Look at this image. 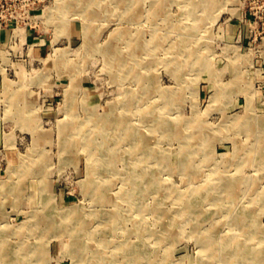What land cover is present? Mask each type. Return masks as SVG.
Here are the masks:
<instances>
[{
    "label": "rangeland",
    "instance_id": "obj_1",
    "mask_svg": "<svg viewBox=\"0 0 264 264\" xmlns=\"http://www.w3.org/2000/svg\"><path fill=\"white\" fill-rule=\"evenodd\" d=\"M88 1L0 0V185L15 186L12 193H0V240L3 236L12 249L23 244L28 247V258L19 254L25 260L18 264H91L94 260L90 259L98 254L107 257L106 264H125L129 248H139L138 244L148 254L146 264L165 260L226 264V249L218 240H226L225 235H232L236 226H247L244 232L253 235L251 244L264 253V0H159L164 2L156 7L153 0H142L144 14L139 18L131 0H126L131 10L109 0L113 7L107 12L85 16L82 4ZM124 31L143 36L142 81L131 75L133 66H138L133 60V65L123 68L111 65L112 47L127 50L126 42L118 37ZM133 91L140 92L138 106L155 104L160 111H154L157 116L152 113V117L170 122L164 129L169 133L153 131L151 120L144 123L149 140L145 151L157 156L149 165L160 174V191L153 187L136 193L127 174L119 173L125 170L123 156H128L127 134L113 172L95 159L99 152L94 150L96 156L91 158L82 144H63L65 131L72 126L70 122L66 127V122L85 121L91 113L97 118L111 111L123 114L127 111L121 100ZM130 107L127 115L134 123L143 120L146 111H134L133 104ZM248 122L254 127L248 128ZM199 130L204 131L200 141L194 138ZM34 166L39 170L36 175L31 173ZM14 168L16 172L11 173ZM89 177L98 185L111 181L107 199L86 189ZM196 186L200 190L192 193ZM120 190L128 193L126 199H115ZM199 194L206 195V200L188 209L183 231L171 228L170 236L169 217L178 216L179 201L183 197L193 200ZM43 200L53 209L50 218L54 212L70 209V219L66 222L56 214L60 222L51 225ZM117 205L125 223L112 228L107 219ZM157 205L161 207L156 209ZM35 210L44 215L40 221L31 216ZM71 227L73 231L68 232ZM201 232L212 236L211 247L198 240ZM73 241L85 244L86 257L69 249ZM32 249L37 250L35 256Z\"/></svg>",
    "mask_w": 264,
    "mask_h": 264
},
{
    "label": "bare ground",
    "instance_id": "obj_2",
    "mask_svg": "<svg viewBox=\"0 0 264 264\" xmlns=\"http://www.w3.org/2000/svg\"><path fill=\"white\" fill-rule=\"evenodd\" d=\"M122 1V2H121ZM130 1V0H129ZM128 1V2H129ZM131 1H135V5H134V3H132L131 5L134 7V10L135 9H138V11L136 12V14H134V15H136V17H141L144 13H143V10H142V8L141 7H143L142 6V0H131ZM154 1V5H155V7H156V5H159V4H163V2L164 1H162V2H160L159 3V0H153ZM176 1V0H175ZM110 4V1L108 0V2H106L105 0H89L86 4H82V7H84V10L82 11L83 12V14L85 15V16H87V14L89 15V14H91V15H97V14H100L101 13V11H104V12H107V10H108V7H110V6H112V5H109ZM115 4H116V7L117 6H122L123 8H124V10H125V7H126V10H131L132 8L130 7V8H128L127 9V6H129V4H127V1L126 0H116V2H115ZM161 4V5H162ZM194 4V3H193ZM192 4V5H193ZM195 4H196V2H195ZM203 4V3H202ZM198 5H200L199 3L197 4V6ZM146 6V5H145ZM152 6V5H151ZM188 6V5H187ZM186 6V7H187ZM196 6V5H195ZM194 6V7H195ZM113 7V6H112ZM141 8V9H140ZM152 8V7H151ZM156 9V8H155ZM162 9H163V7H162ZM145 10V9H144ZM151 11V10H150ZM149 11V12H150ZM152 11H154V10H152ZM127 12V11H126ZM125 12V13H126ZM129 12V11H128ZM81 13V12H80ZM154 13H156V12H154ZM72 13H70V15H71ZM150 14H152V13H150ZM73 15V14H72ZM145 16V15H144ZM143 16V17H144ZM152 16H155V15H152ZM74 17V16H73ZM142 19V18H141ZM140 19V20H141ZM144 19V18H143ZM135 21H137V19L135 20ZM195 23V22H194ZM192 25V24H191ZM200 26H202V25H200ZM198 27H199V24H198ZM185 29H187V27L185 28ZM86 30V29H85ZM89 30V29H88ZM196 30H198V29H196ZM127 32L129 31L130 32V30H126ZM186 32V31H185ZM140 33V32H139ZM139 33H137V34H139ZM188 33V32H187ZM191 33H194V31L193 32H191ZM156 36V35H155ZM119 38H121V39H123L124 40V42H126L125 44H124V46L127 48V50H124V48L122 47V48H117V47H115L114 46V48L112 47L111 48V50H110V54H109V59H110V62L112 63L111 65H112V67H117V68H123V67H127L128 65L129 66H131V65H133V64H131V62H132V60H133V62L132 63H136V65H138L137 66V68H134V66H133V68H132V77H134V78H136V79H138V80H140V81H142L144 78H145V76H144V72H145V70H144V67H143V65H142V63H143V61L141 60V56H140V54H141V50H142V48H144V46H145V43H142V41H141V39H142V35H137V36H135V33L133 34V33H125V31H124V33H122V35L121 36H118ZM159 37V36H158ZM156 39H157V37H156ZM145 41H146V38H145ZM146 43H148V42H146ZM169 43V42H168ZM172 43V42H171ZM195 43V42H194ZM150 44V43H149ZM146 45H148V44H146ZM190 46V45H189ZM145 48H148V47H145ZM174 50V49H173ZM146 51V50H145ZM192 51V50H191ZM144 53V52H143ZM191 53H193V52H191ZM63 53L61 52V55H62ZM125 54H127V55H125ZM153 54V53H152ZM187 54H189L188 52H187ZM184 55V54H183ZM59 56H60V54H59ZM131 56V57H130ZM133 56H135V58H133ZM182 56V55H181ZM186 56V55H185ZM194 56V55H193ZM129 57V58H128ZM155 57V56H154ZM200 57V56H199ZM177 58H179V57H177ZM182 58V57H181ZM180 58V59H181ZM194 58V57H193ZM198 58V57H197ZM187 59V58H186ZM185 59V60H186ZM203 59V58H202ZM135 60V61H134ZM146 60V59H145ZM159 60V59H158ZM184 60V61H185ZM197 60H199V59H197ZM156 61V60H155ZM157 62V61H156ZM189 62V61H188ZM196 62V61H195ZM198 63V62H197ZM151 64V63H150ZM135 65V64H134ZM181 65V64H180ZM197 65V64H196ZM207 66V65H206ZM151 67H153V66H151ZM181 67V66H180ZM131 68V67H130ZM127 69V68H126ZM129 69V68H128ZM127 69V70H128ZM145 69H146V66H145ZM130 70V69H129ZM146 70H148V69H146ZM151 70V69H150ZM149 70V71H150ZM190 70V69H189ZM120 71V70H119ZM122 71V70H121ZM201 73V72H200ZM183 75V74H182ZM186 76V75H185ZM182 78V77H181ZM139 81V82H140ZM142 83V82H141ZM220 83V82H219ZM140 83H138V85H139ZM143 84V83H142ZM153 84V83H152ZM153 86V85H152ZM251 86V85H250ZM155 87V86H154ZM168 87V86H167ZM242 87V86H241ZM169 88V87H168ZM221 88V87H220ZM153 89V88H152ZM151 89V90H152ZM129 90H131V89H129ZM142 90V89H141ZM167 90V89H166ZM166 90H164V91H166ZM170 90H172V87H171V89ZM251 90V89H250ZM253 90V89H252ZM156 90H154V92H155ZM164 91H162V92H164ZM248 91V90H247ZM246 91V92H247ZM257 91V90H256ZM144 92V91H143ZM149 92V91H148ZM255 92V91H254ZM128 93H129V91H128ZM127 92H126V95H125V97H124V99L123 100H121V103L123 104V105H125V108L123 109V111L125 110V111H127V112H124V113H126V114H120V113H115L114 111L112 112L111 111V113H109L108 115H103V117H100V118H97L96 116H95V114H93V113H91L90 114V116L88 117V119L87 120H85V121H81V122H77V121H75V120H71V121H69V122H66V127H67V125H68V123H72V126H71V128H69V130L70 131H65V139H64V146L66 145V146H76V145H78V144H82L83 145V147H85L86 149H88L89 150V156H91V158H92V156L93 157H95L94 156V150H95V152H99L97 155H98V157H95V159L96 160H99V161H103V164H104V167L105 168H107V172H110V171H116V167L119 165V163H118V161H119V158H120V150L122 151V148H124V146L122 147L121 146V144L123 143L122 142V138L123 137H125V134H127V135H129V137H128V150H127V153H128V156H123V159H125V157H126V162H125V170H124V172H121V171H119V173H122V174H124V173H126L127 174V176H128V178H127V181L128 182H130L131 184H133V188L132 189H134V191L136 192V193H143V192H147V191H150V189L152 188L153 189V187H156L157 188V190H161L162 188V186L160 185V181H159V177H158V175H160L156 170H153L152 168H151V166L149 165V161L150 160H152V159H155V157H156V159H157V156H155L154 155V153L153 152H151V153H148V151H145V149H146V146L148 147V142H149V140H148V136L145 134V130H144V127L146 126H148V125H145L144 123H148L149 124V122H148V120L150 121L151 120V122H152V125H153V131H156V133H169V131H165L164 129H166V128H168V126L170 125V122H169V120H168V118L166 119V118H162V117H160L159 119H157V118H153L152 117V113H154V111H157V109H159V111H160V108L157 106V105H149V106H146L145 105V107L143 108V107H140V106H138L137 105V102L138 101H140V97L138 98V95H140V92H135L134 93V91H133V93H130V96H128L127 94H128ZM157 93V92H156ZM142 94V93H141ZM146 94H147V92H146ZM158 94V93H157ZM156 94V95H157ZM160 94V93H159ZM162 94V93H161ZM246 94V93H245ZM123 95V94H122ZM149 95V94H148ZM155 95V94H154ZM154 95H152V96H154ZM217 95V94H216ZM158 96V95H157ZM123 97V96H122ZM150 97V96H149ZM254 97V96H253ZM71 98V97H70ZM137 98H138V101H137ZM146 98H148V97H146ZM154 98V97H153ZM69 99V98H68ZM122 99V98H121ZM151 100H152V97H151ZM156 100V99H155ZM155 100H152V101H154L155 102ZM159 100V99H158ZM254 100V99H253ZM120 101V100H119ZM119 101H118V103H119ZM166 101V100H165ZM175 101V100H174ZM70 104H73V99H71V101L69 102ZM116 103V102H115ZM135 105V107H134V111H135V109L136 110H138V112H142V111H146V113L143 115L142 114V116L143 117H141V118H143V120H141L140 122H135L134 123V121L130 118V116H128L127 114H128V111H130V106L131 105ZM160 104H161V102H160ZM168 104V103H167ZM68 105V104H67ZM116 105V104H115ZM164 105H165V102H164ZM168 105H170V104H168ZM168 105H167V107H168ZM117 106V105H116ZM69 107V106H68ZM163 107V106H162ZM250 107V106H249ZM165 108V107H164ZM68 109V108H67ZM71 109H73V108H71ZM113 109V108H112ZM133 109V108H132ZM120 110V109H119ZM73 111V110H72ZM94 111V110H93ZM163 111V110H162ZM245 111V110H244ZM143 112V113H144ZM73 113V112H72ZM136 114H137V111L135 112ZM249 113V112H248ZM89 114V113H88ZM97 114V113H96ZM102 114V113H101ZM140 114V116H141V113H139ZM176 114V113H175ZM174 114V115H175ZM247 114V113H246ZM249 114H251V113H249ZM74 116H75V113L73 114ZM72 115V116H73ZM154 115H155V113H154ZM171 115V114H170ZM257 115V114H256ZM70 116H71V114H70ZM73 116V117H74ZM155 116H157V115H155ZM243 116V115H242ZM252 116H254V115H252ZM35 117V116H34ZM68 117V116H67ZM77 117H78V115H77ZM136 117V116H135ZM152 117V118H151ZM164 117V116H163ZM175 117V116H174ZM32 118V117H31ZM72 118V117H71ZM79 118V117H78ZM77 118V119H78ZM150 118V119H149ZM184 118V117H183ZM137 119V118H136ZM175 119V118H174ZM182 119V118H181ZM239 119V118H238ZM245 119H253L252 117H247V118H245ZM255 119H257V117L255 118ZM80 120V119H79ZM239 120H241V119H239ZM64 121V120H63ZM231 121V120H230ZM229 121V122H230ZM235 121V120H234ZM243 121H245V120H243ZM242 121V122H243ZM257 121V120H256ZM159 122H161L160 124H159ZM184 122H186V121H184ZM237 122V121H236ZM250 122H252V120H250ZM250 122H248L247 124H248V128H253L254 127V125H253V123H250ZM262 122V121H261ZM225 123V122H224ZM231 123V122H230ZM238 123V122H237ZM257 123V122H256ZM181 124V123H180ZM232 124V123H231ZM236 125V124H235ZM243 125H245V122H244V124ZM231 126V125H230ZM229 126V127H230ZM66 127H64V128H66ZM225 127V126H224ZM235 127V126H234ZM63 128V127H62ZM150 128V127H149ZM226 128V127H225ZM231 128V127H230ZM32 129V128H31ZM60 129H61V127H60ZM169 129H170V127H169ZM196 129H198V128H196ZM63 130V129H62ZM151 130V129H150ZM149 130V131H150ZM175 130V129H174ZM181 130H183V129H181ZM148 131V132H149ZM152 131V130H151ZM160 131V132H159ZM164 131V132H163ZM184 131H186V129L184 130ZM200 131H201V134H200ZM148 132H146V133H148ZM197 132V131H196ZM202 132H204V131H202V130H199L198 132H197V135L195 134V139L196 140H198V141H200V140H202L203 139V137H202ZM182 133V132H181ZM184 133V132H183ZM186 133V132H185ZM200 134V135H199ZM127 137V136H126ZM7 138H9V137H7ZM6 138V140L8 141L9 139H7ZM155 138V137H154ZM195 140V141H196ZM258 141H260L259 139H258ZM262 142V141H261ZM260 143V142H259ZM96 145V146H95ZM189 145V144H188ZM79 147V146H78ZM259 147V146H258ZM66 148V147H65ZM82 148V147H81ZM92 148V149H91ZM88 152V151H87ZM225 154V153H224ZM262 154H264V153H262ZM221 155V154H220ZM219 158V157H218ZM262 158L264 159V155H262ZM217 159V158H216ZM37 160V159H36ZM143 160H144V162H143ZM227 161V160H226ZM261 161H262V159H261ZM96 163V162H95ZM99 163V162H98ZM101 163V162H100ZM153 163V162H152ZM160 163V162H159ZM33 164H36V162H34L33 161ZM92 164V163H91ZM149 165V166H148ZM89 166V165H88ZM161 166V165H160ZM91 167V166H90ZM98 167V166H97ZM36 168H38V166L37 167H33V168H31V173H32V175H36V172L38 173V171H35V170H37ZM204 168V167H203ZM202 168V169H203ZM93 169V168H92ZM102 169H104V168H102ZM160 169V168H159ZM183 169V168H182ZM97 170V169H96ZM161 170V169H160ZM224 170V169H223ZM204 171H205V169H204ZM218 171H219V169H218ZM221 171V170H220ZM14 172H16V168H14L12 171H11V173H14ZM90 172V171H89ZM187 173H189V172H187ZM222 173V172H221ZM38 175V174H37ZM225 175V174H224ZM235 175V174H234ZM104 176V175H103ZM120 176V175H119ZM88 177V176H87ZM96 177V176H95ZM113 177V176H112ZM112 177H110V178H112ZM114 177H116V175L114 176ZM228 177V176H227ZM105 178V177H104ZM117 178V177H116ZM121 178V177H120ZM231 178V177H230ZM240 178V177H239ZM264 178V177H263ZM118 179V178H117ZM122 180V179H121ZM161 180V179H160ZM190 180V179H189ZM120 181V180H119ZM203 181V180H202ZM205 181V180H204ZM224 181V180H223ZM97 181L96 180H94L93 178H91V177H89L88 178V180L85 182V187H86V189H88L89 191H91L90 193L91 194H94V195H96V196H99V198L102 200L103 198L105 199H107V197H108V193L107 192H109V189L110 188H108V182L109 181H104L103 182V185H98L97 183H96ZM111 182V181H110ZM109 182V183H110ZM113 182H114V180H113ZM112 182V183H113ZM118 182V181H117ZM185 182H187V180H185ZM220 182V181H219ZM227 182H229V181H227ZM241 182V181H240ZM256 182V181H255ZM125 183H127V182H125ZM207 183V182H206ZM209 183V182H208ZM230 183V182H229ZM235 183V182H234ZM233 183V184H234ZM196 184V183H195ZM222 184H223V182H222ZM125 185V184H124ZM179 185V184H178ZM177 185V186H178ZM202 185V184H201ZM200 185V186H201ZM207 185V184H206ZM232 185V184H231ZM230 185V186H231ZM110 186V185H109ZM112 186H113V184H112ZM164 186V185H163ZM193 186V185H192ZM205 186V185H204ZM258 186V185H257ZM14 185H13V183H10V184H2V185H0V193H3V192H6V191H9V192H13L14 191ZM260 187V186H259ZM44 188V187H43ZM165 188V187H164ZM173 188V187H172ZM186 188H188V187H186ZM191 187H189V189H190ZM200 187L199 186H196V187H194V188H192V190H190V191H192V193L193 192H197V191H199L200 189H199ZM252 188H253V186H252ZM114 189V188H113ZM125 189V188H124ZM189 189H187V190H189ZM201 189H203V188H201ZM206 189V188H205ZM213 189V188H212ZM230 189H231V187H230ZM117 190H119V189H117ZM116 190V191H117ZM114 192H116L115 190H113ZM153 191V190H152ZM45 192V190L44 189H42V191H41V193H42V197H43V199H44V193ZM188 192V191H187ZM185 193V194H188V193ZM209 192V191H208ZM214 192V191H213ZM178 193H179V191H178ZM191 193V194H192ZM249 193V192H248ZM128 195V193H126V192H121V190H120V192H118L117 194H116V196H115V199H118V198H125L126 199V195ZM166 194V193H165ZM172 194V193H171ZM175 194V193H174ZM214 194V193H213ZM231 194V193H230ZM232 195H233V193H232ZM236 195V194H235ZM130 196V195H129ZM132 196V195H131ZM154 196V195H153ZM156 196V195H155ZM146 197V196H145ZM161 197V196H160ZM165 198H166V196H164ZM187 197V196H186ZM196 198H194L193 200H189L188 198H185V197H183V199L181 200V201H179L180 202V209L176 212V213H178V216H176V217H169V221H168V224L169 225H171V226H169L168 227V234L171 236V234H170V232H172L173 233V231H172V229L171 228H174V230L175 231H177V230H180V232H182L183 230V227L184 226H182L183 225V222H185L186 221V219H187V217H188V215L190 214V212H188V209L189 210H191V207H195V208H197V206H199L200 205V203H201V201L203 200V199H205L207 196L206 195H204V194H199V195H197V196H195ZM224 197H226V196H224ZM93 198H94V196H93ZM147 198V197H146ZM168 198V197H167ZM175 198V197H174ZM210 199V198H209ZM212 199V198H211ZM100 200V201H101ZM206 200V199H205ZM47 201V202H46ZM43 200V204H44V207L45 208H47V216L49 217V219H48V221L50 222V224L51 225H53V224H59L58 222H60L59 220H58V217H59V219H64V221H66L67 222V220H68V217H69V214H70V209H68V210H65V211H61L62 213H53L52 214V217L50 218V212L53 210L52 208L51 209H49L51 206H50V203L48 202V200ZM97 201V200H96ZM99 201V202H100ZM115 201V200H114ZM128 201H130V202H135L134 200L132 201L131 199L130 200H128ZM262 201H263V199H262ZM107 202V201H106ZM111 202V201H110ZM110 202H108V203H110ZM208 202V201H207ZM102 203V202H101ZM120 203V202H119ZM122 204V203H121ZM128 205V204H127ZM203 205V204H202ZM105 206V205H104ZM121 206V205H120ZM130 206V205H129ZM216 206H218L217 204H216ZM132 207V206H131ZM157 208L156 209H159L160 207H161V205L158 207V205L156 206ZM179 207V206H178ZM240 207V206H239ZM74 208V207H73ZM76 208V207H75ZM110 208V207H109ZM108 208V209H109ZM201 209L202 208H204L203 206L202 207H200ZM200 208H199V210H200ZM207 208V207H206ZM49 209V210H48ZM97 209V208H96ZM95 209V211L97 212V210ZM120 208L118 207V205H117V209L115 210V212H113L112 213V215H111V217H110V219H107V223H109V226H112V228H117L118 226H120V224H122L123 222H124V219H125V216H123L122 215V213H121V211L119 210ZM208 209V208H207ZM233 209V208H232ZM62 210V209H61ZM193 210V209H192ZM197 210V209H196ZM238 210V209H237ZM236 210V211H237ZM44 211H46V210H44ZM114 211V210H113ZM123 211V210H122ZM204 211V210H203ZM206 211V210H205ZM221 211V210H220ZM233 211V210H232ZM231 211V212H232ZM98 212H100V208H99V211ZM104 212H105V210H104ZM109 212V211H108ZM167 212V211H166ZM168 212H171V211H168ZM248 212V211H247ZM253 212V211H252ZM200 214H201V211L199 212ZM199 213H198V216H200L199 215ZM235 213V212H234ZM58 215V217H56L57 215ZM129 214V213H128ZM153 214H155V213H153ZM169 214V213H168ZM171 214V213H170ZM202 214H204L203 212H202ZM247 214V213H246ZM56 215V216H55ZM98 215H99V213H98ZM127 215V214H126ZM164 215V214H163ZM162 215V216H163ZM210 215V214H209ZM233 215V214H232ZM237 216H238V213L236 214ZM245 215V214H244ZM32 217H34V218H38L39 220L38 221H40L41 219V217H44V215H42V214H40V215H38V213L36 212V210L34 211V213H32V215H31ZM80 216H82V215H80ZM105 216V215H104ZM103 216V217H104ZM197 216V217H198ZM208 216V215H207ZM240 216V215H239ZM60 217H62V218H60ZM87 217V216H86ZM91 217H93V216H91ZM133 217V216H132ZM167 217V216H166ZM246 217V216H245ZM244 217V218H245ZM82 218V217H81ZM81 218H77L78 220H82L83 222L85 221V218H83V219H81ZM95 218V217H94ZM101 218V217H100ZM164 218H165V216H164ZM208 218V217H207ZM234 218H236V217H234ZM239 218V217H238ZM69 219H70V217H69ZM200 219V218H199ZM246 219V218H245ZM87 220V219H86ZM98 220V219H97ZM198 220V219H197ZM211 220V219H210ZM224 220V219H223ZM236 221H237V218L235 219ZM244 220V219H243ZM248 220V219H247ZM77 221V220H76ZM81 221V222H82ZM94 221V220H93ZM165 221V220H164ZM193 221V220H192ZM194 221H196V220H194ZM225 221H226V219H225ZM1 222V221H0ZM63 222V221H62ZM69 222V221H68ZM163 222V221H162ZM229 222V221H228ZM244 222H247V221H244ZM244 222H242V225H243V223ZM76 223V222H75ZM74 223V224H75ZM107 223H105V225L107 224ZM125 223V222H124ZM130 223V222H129ZM134 223V222H133ZM238 223V222H237ZM146 223H144V225H145ZM173 224H175L176 226H172ZM191 224H193V222L191 223ZM196 224V223H195ZM70 225V224H69ZM104 225V226H105ZM127 225V224H126ZM158 225V224H157ZM189 225V224H188ZM194 225V224H193ZM197 225V224H196ZM9 226V225H8ZM82 226V225H81ZM161 226V225H160ZM199 227H200V225H198ZM197 226V227H198ZM38 227V226H37ZM56 227V226H55ZM164 227V226H163ZM198 227V228H199ZM202 227V226H201ZM204 227V226H203ZM247 226H236V228H237V230L232 234V235H230V236H226L225 234H227L228 235V233L227 232H224L223 234L225 235V237L224 238H226V240L224 239H220V240H218V242H217V240L215 239V241L217 242V243H221V245L223 244V247H225V249H226V253H227V255H226V257H228V262L226 263V262H224V263H226V264H228V263H230L231 264V261H233V260H235V261H237V262H241V264H253L255 261H257V262H259L260 264H262V263H264V253L262 252V254H261V250H259L258 248H256L255 247V245H252L251 244V241H250V239L253 237V235H251V233H245L244 232V228H246ZM49 228H50V226H49ZM84 228V227H83ZM88 228V227H87ZM107 228H108V225H107ZM57 229V228H56ZM73 227H71V228H69L68 229V232H71V231H73ZM124 229H125V227H124ZM142 229V228H141ZM9 230V229H8ZM38 230V229H37ZM96 230H98L97 228H96ZM102 230V229H101ZM126 230V229H125ZM196 230V229H195ZM198 230V229H197ZM203 230H205V229H203ZM212 230V229H211ZM248 230V229H247ZM140 231V230H139ZM85 232V231H84ZM114 232V231H113ZM117 232V231H116ZM119 232V231H118ZM121 232V231H120ZM141 232V231H140ZM151 232H152V230H151ZM154 232V231H153ZM196 232V231H195ZM217 232V231H216ZM244 232V233H243ZM87 233V232H86ZM91 233V232H90ZM93 233V232H92ZM91 233V234H92ZM104 233V232H103ZM128 233V232H127ZM207 233V232H206ZM204 233V232H201V233H199V235H198V240L203 244V246H205L206 248L208 247H211V245H212V241H214V239L212 238V236H209L208 234L209 233ZM69 234H71V233H69ZM81 234V233H80ZM129 234V233H128ZM132 234V233H131ZM206 234V235H205ZM222 234V235H223ZM242 235H248L249 236V238H247L246 237V239L245 240H243L241 237H242ZM255 235V234H254ZM256 236H258V235H256ZM78 237V236H77ZM80 237H82V236H80ZM162 238V237H161ZM165 238V237H164ZM77 239V238H76ZM256 239V238H255ZM223 240V241H222ZM252 240V239H251ZM105 241V240H104ZM108 240H106V242H107ZM167 241V240H166ZM253 241V240H252ZM110 242V241H109ZM123 242V241H122ZM132 242V241H131ZM254 242V241H253ZM102 243V242H101ZM104 244V243H103ZM110 244H112V243H110ZM127 244H128V242H127ZM127 244L126 243H124L123 244V246L124 245H126L127 246ZM256 244V243H255ZM136 245V244H135ZM111 246V245H110ZM123 246L122 247H119V248H123ZM138 246H139V248H132V247H130L129 248V254L127 255V259L125 260V264H146L147 262H149V260H147L146 258V256L148 255L147 253H146V249H144L143 247H141V244H138ZM38 247H39V245H38ZM16 248V247H15ZM125 248V247H124ZM127 248V247H126ZM69 249L71 250V251H73V253H76V255H78V256H84V257H86L87 256V252L88 251H86V247H85V244H82V243H80V242H78V241H73L72 243H71V245H69ZM101 249V248H100ZM113 249H114V246H113ZM224 249V248H223ZM109 250H111V249H109ZM133 250H134V252H133ZM209 250H211V248L209 249ZM117 251V250H116ZM214 251H215V249H214ZM36 252H37V250H35V249H32V253H31V255H33V254H35L36 255ZM106 252V251H105ZM216 252H218V251H216ZM41 253H43V252H41ZM109 253V252H108ZM115 253V252H114ZM19 254H22V256H24V258H28V255H29V249H28V247L25 245V244H23V246L21 247V248H19V249H12V246H11V244H10V242H8L7 241V239H4L3 238V236H2V239L0 240V264H18L17 262L18 261H22V260H25V259H23V257L22 258H20V256H19ZM46 254V253H45ZM218 254V253H217ZM35 255H33V256H35ZM42 255V254H41ZM106 255H108V254H106ZM111 255V254H110ZM117 255V254H116ZM212 255H214L213 253H212ZM216 255V254H215ZM221 255V254H220ZM222 256V255H221ZM213 257V256H212ZM218 257V256H217ZM226 257H224V256H222V258L223 259H225V260H227L226 259ZM93 258V259H92ZM90 260H94V263H92V261H91V264H106V261H107V257L105 258H103L102 259V255L101 254H98L97 256H93ZM112 258V257H111ZM145 259H146V261H145ZM104 261V262H103ZM109 262V261H108ZM115 263V261H114V259H111L110 260V263ZM123 262V261H122ZM162 262V261H161ZM220 263H222V262H220ZM150 264H156V263H150ZM162 264H173L171 261H169V260H165V261H163V263ZM239 264V263H238Z\"/></svg>",
    "mask_w": 264,
    "mask_h": 264
}]
</instances>
